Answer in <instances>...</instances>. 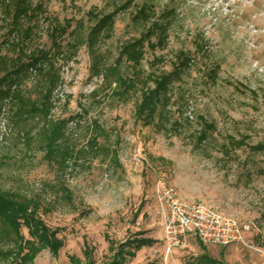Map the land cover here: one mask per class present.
Wrapping results in <instances>:
<instances>
[{
	"label": "rangeland",
	"instance_id": "rangeland-1",
	"mask_svg": "<svg viewBox=\"0 0 264 264\" xmlns=\"http://www.w3.org/2000/svg\"><path fill=\"white\" fill-rule=\"evenodd\" d=\"M32 1L47 14L34 28L29 51L49 45L50 17L88 27L91 10L105 15L119 9L113 37L98 48L114 63L120 47L144 29L132 14L148 5L152 20L167 24L169 31L164 46L152 49L145 43L137 68L141 78L173 72L182 53L190 58L171 85L164 119L146 126L135 116L141 84L122 100L95 74L85 46L71 60L60 57L62 80L52 118L67 121L65 132L77 153L65 168L45 158L39 140L43 124L15 129L6 106L0 115V191L36 200L39 218L64 242L57 255L44 249L32 264H72V256L84 263L86 246L96 263L105 264L113 255L107 237L116 245L136 237L156 241L122 264H212L209 259L264 264V152L252 150L264 145V0H134L129 6L117 0ZM10 29L0 0V43L9 39ZM5 53L16 55L8 46ZM121 70L125 77L133 72L125 61ZM35 86L25 82V95L35 97ZM148 86L155 85L149 81ZM26 130L32 131L29 143L17 137ZM203 131L207 138L199 140ZM96 133L98 149L91 151ZM158 181L185 202L211 206L249 225L244 237L256 249L192 241L167 253L156 212ZM1 229L0 224V264H14L13 234L7 239ZM20 233L30 239L27 226Z\"/></svg>",
	"mask_w": 264,
	"mask_h": 264
},
{
	"label": "trees",
	"instance_id": "trees-1",
	"mask_svg": "<svg viewBox=\"0 0 264 264\" xmlns=\"http://www.w3.org/2000/svg\"><path fill=\"white\" fill-rule=\"evenodd\" d=\"M117 1H122L129 6L134 0ZM2 6L4 14L11 19V29L9 39L0 43V115L5 114L3 112L7 106L9 123L15 129L20 124L28 122L43 124L42 131L39 132V140L41 148L46 151L45 158L50 163L65 168L66 164L77 154L65 132L67 121H56L52 118V113L55 108L54 94L62 80L58 59L60 57L66 60L73 59L83 46L92 56L93 71L103 77V85L111 89L113 95L125 100L126 96H130L131 92L139 88L138 84L142 85L139 89L140 100L135 110L138 121L148 126L164 119V112L172 99L171 85L181 77L190 58L182 53L177 59L179 64L173 72L164 73L155 79L141 78L137 68L145 56V43L148 42L149 47L154 49L164 46L168 39L167 24L152 20L155 13L150 6H140L132 14L135 24L143 25L144 29L139 37L129 40L120 47L114 63H108L98 48L103 42L113 37L119 9L105 15L98 13L96 9L91 10L87 14L91 23L88 27H85L83 21H78L73 27L70 20L62 23L58 18L50 17L47 32L49 45L29 51L27 43L32 39L39 19L46 17L47 10L42 5H35L32 0H2ZM67 37L70 39L64 45ZM153 37L156 39L154 42H152ZM5 46H8L16 55L2 54ZM124 61L133 69L128 77H125L121 70ZM27 81L35 83V97L31 94L25 95L22 87ZM149 81L154 83L153 88L148 86ZM113 85H115L114 89ZM31 132L22 131L17 133V137L29 143ZM206 136V132L203 131L199 140L206 139ZM98 137L99 133H96L89 141L91 151L98 149ZM252 150L264 152V145L253 147ZM38 211L39 205L36 200L16 193L0 191L1 233H6L7 239H10L11 232L13 234L11 241L14 244L16 255L14 264H32L40 251L47 249L57 255L64 247V242L56 238L57 233L50 232V229L39 218ZM23 226L29 228V240L21 236L20 231ZM107 240L113 255L111 260L105 264H122L134 258L137 251L156 243L154 239L139 237L120 245H116L108 237ZM3 255L0 247V257ZM83 256L84 263L75 256L70 257V262L72 264H98L93 258L92 248L86 246ZM209 262L215 264L212 259H209Z\"/></svg>",
	"mask_w": 264,
	"mask_h": 264
},
{
	"label": "built area",
	"instance_id": "built-area-1",
	"mask_svg": "<svg viewBox=\"0 0 264 264\" xmlns=\"http://www.w3.org/2000/svg\"><path fill=\"white\" fill-rule=\"evenodd\" d=\"M156 212L162 225L167 253L190 247L192 241L203 246H243L256 248L244 234L250 226L240 223L211 206L181 200L174 188L158 181L155 190Z\"/></svg>",
	"mask_w": 264,
	"mask_h": 264
}]
</instances>
